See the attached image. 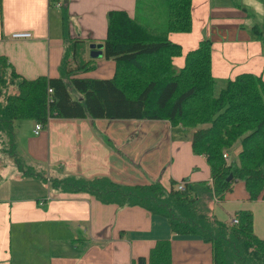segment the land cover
Here are the masks:
<instances>
[{"label":"crops","instance_id":"crops-1","mask_svg":"<svg viewBox=\"0 0 264 264\" xmlns=\"http://www.w3.org/2000/svg\"><path fill=\"white\" fill-rule=\"evenodd\" d=\"M137 1L0 0V55L22 77L59 76L69 44L84 41L94 57L91 45L105 36L107 11L124 9L134 16ZM146 1V22L164 26L157 0ZM191 20L189 32L168 34L182 49L173 57L176 67L208 37L216 79L250 72L264 81V48L249 31L262 20V0H191ZM14 31L31 35L15 38ZM94 58L95 68L79 76H112L113 61ZM34 124L17 121L12 143L27 155L25 165L47 181L22 176L0 134V264H131L159 239L170 242L171 264H212L210 243L171 232L162 216L102 203L85 192H61L48 183L53 176H105L121 184L159 181L169 189L173 181L208 180L206 157L191 151V129L163 119L53 117L35 134ZM241 209L251 210L254 232L264 238V199L249 200L243 182L235 180L213 212L227 223Z\"/></svg>","mask_w":264,"mask_h":264},{"label":"trees","instance_id":"trees-1","mask_svg":"<svg viewBox=\"0 0 264 264\" xmlns=\"http://www.w3.org/2000/svg\"><path fill=\"white\" fill-rule=\"evenodd\" d=\"M160 1L166 9L164 26L150 25L136 12L107 11L101 57L113 61L108 78L79 76L96 66L84 41L66 47L55 77H22L0 55V134L12 144L17 121L45 127L53 117L163 119L191 129V151L206 157L210 178L183 179L182 190L175 181L165 189L159 181L121 184L105 176H53L48 183L61 192H85L102 203L139 206L162 216L171 232L195 234L210 243L212 264H264V238L254 232L251 210L236 211V223L219 220L213 212V201H222L235 180L243 182L249 200L264 199V81L250 72L216 79L208 37L186 51L183 65L176 67L173 57L182 49L168 34L191 30V0ZM249 31L264 48V0L262 20ZM10 84L19 94L5 92ZM70 89L78 96L72 97ZM16 165L22 176L47 181L18 161ZM131 264H171L170 242L156 240L146 257Z\"/></svg>","mask_w":264,"mask_h":264},{"label":"rangeland","instance_id":"rangeland-1","mask_svg":"<svg viewBox=\"0 0 264 264\" xmlns=\"http://www.w3.org/2000/svg\"><path fill=\"white\" fill-rule=\"evenodd\" d=\"M158 2L160 0H157ZM156 3V1H155ZM159 11H158V16H160L158 19H161V16H162V19L163 21L165 20L166 18V9H165V6L163 5V3H156ZM162 6V11H160V8ZM146 9H148V6H147V1L146 0H138L137 1V6H136V15L137 17L138 16H145V11ZM218 89V85L216 86V90ZM5 92L6 93H11V94H19V90L17 88V86H15V84H10L6 89H5ZM70 93L72 95V97H77L78 95L76 94L77 92L74 91L73 89H70ZM1 101H3V96H1L0 98ZM26 127V126H25ZM24 127V128H25ZM23 128V129H24ZM20 136H23L22 134ZM7 146H6V149H7V153L9 155H11L12 158H14V162L15 164L17 163V161L23 165L24 169H28V168H31L32 170H34L32 167V165L28 164L27 166L25 165V162L26 160L28 159L27 158V155H26V158H25V155L23 153V149L21 146L17 145L16 143H10L9 141H7ZM165 189H167V187H165ZM213 204H216V202H213ZM210 206L212 207V202H210Z\"/></svg>","mask_w":264,"mask_h":264},{"label":"built area","instance_id":"built-area-1","mask_svg":"<svg viewBox=\"0 0 264 264\" xmlns=\"http://www.w3.org/2000/svg\"><path fill=\"white\" fill-rule=\"evenodd\" d=\"M56 5H59V3H56ZM30 35H31V33L28 32V31H14V32L11 33V36L15 37V38L29 37ZM48 91L51 92V89L48 88ZM41 129H43V125L41 123H39V122H36L34 124L33 132L35 134H37V133H39V131ZM223 156L225 157L226 160H228V156H226V154H223ZM184 185H185L184 181H179L177 183V185H176V188L182 190V189H184ZM229 221H230V223H236L237 222V218L236 217H232Z\"/></svg>","mask_w":264,"mask_h":264},{"label":"water","instance_id":"water-1","mask_svg":"<svg viewBox=\"0 0 264 264\" xmlns=\"http://www.w3.org/2000/svg\"><path fill=\"white\" fill-rule=\"evenodd\" d=\"M92 47V51L90 52L91 56L97 57V56H101V44H97V45H91Z\"/></svg>","mask_w":264,"mask_h":264}]
</instances>
